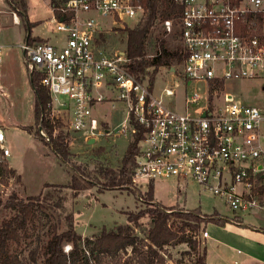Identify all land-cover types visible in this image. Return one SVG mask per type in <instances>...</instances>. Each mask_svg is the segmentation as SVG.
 <instances>
[{
  "label": "built area",
  "instance_id": "2783aa9c",
  "mask_svg": "<svg viewBox=\"0 0 264 264\" xmlns=\"http://www.w3.org/2000/svg\"><path fill=\"white\" fill-rule=\"evenodd\" d=\"M175 1L182 6L180 16L164 19L162 26L182 45L181 110L175 107L180 93L174 87L157 93L149 77L129 71L125 50L108 54L97 46L104 29L96 15L128 26L127 19L139 21L145 14L133 0H56L53 29L63 33L62 39H26L18 45L29 72L39 74L48 88L53 110L66 115L69 127L88 141L115 132L98 119L94 106L123 102L126 117L118 133L133 139L141 133L135 187L148 189L156 179L192 178L223 198L235 218L264 212V40L251 32L259 13L264 19V0ZM6 15L14 24L21 22L19 10L0 5V65ZM237 80H258L262 101H242L235 92ZM60 95L68 101L59 100ZM10 156L0 127L1 197L15 178Z\"/></svg>",
  "mask_w": 264,
  "mask_h": 264
},
{
  "label": "rangeland",
  "instance_id": "374dc122",
  "mask_svg": "<svg viewBox=\"0 0 264 264\" xmlns=\"http://www.w3.org/2000/svg\"><path fill=\"white\" fill-rule=\"evenodd\" d=\"M26 1L29 20L34 22L30 32L23 19L19 24H14L10 21V15H6L3 19L5 25L1 32L2 41L10 43V55L7 59L3 58L0 65V127L6 134L15 178L11 193L4 194L0 198L5 201L12 193L26 198L43 192L48 195L52 203L60 204L58 208L52 205L46 207L47 214H41L30 229L33 234L31 238L22 240L18 245L11 244L12 250L29 259L30 251L36 246V235L46 237L45 234L53 223L63 229L66 224V212H74L76 230L80 234L84 237L94 236L99 234L103 226L113 228L117 224L127 223L128 211L147 208L145 193L150 187L141 189L131 183L127 187L100 191L99 182H104L110 177L106 169L118 170L123 155L133 140L132 136L128 137L118 133L126 117V106L121 101L115 102V107L108 102L94 106V113L98 119L109 124L115 132L111 135L98 134L92 143H89L83 133L73 131L69 127L66 115L62 116L61 113L51 109V115L61 118L64 123L63 126L57 127L53 134L57 135L60 130L67 134L71 160L83 168L95 182L94 185L83 190L78 197L73 195L72 189L62 186L71 180L75 172L71 163L62 161L47 144L32 132L21 127V123L31 125L35 123V92L30 82V72L25 63L23 51L18 44L25 40L28 34L50 36L51 41H58L63 37V33L53 29L54 16L51 0ZM6 2L0 0V5L6 7L8 3ZM8 4L9 9H22L20 2L14 5ZM96 16L104 29L97 39V46L108 54L125 50L127 45L125 28L135 26L138 21L135 18H129L126 20L128 26L127 24L123 26L121 23L113 24L111 17ZM165 37L167 46L172 48L176 45V40L171 34H166ZM148 49L149 53L154 52V35H151L149 39ZM171 66L176 67V70H172ZM171 66H160L155 78L150 80L155 82L154 87L157 93L163 87H174L180 93L175 107L181 110L183 108L182 95L185 89L181 62L175 61ZM146 77L150 78V76ZM234 83L235 92L242 101L254 104L262 101L263 92L258 80H237ZM59 100L66 102L68 97L60 95ZM54 106L58 107L56 102ZM66 109L67 106L63 107L62 112ZM132 191H137L138 197ZM154 195L156 202H161L165 206L175 205V211L179 214L189 209H199L208 214L217 212L219 216L234 217V213L223 198L215 195L192 178L179 182L173 179H156ZM62 206L66 208V211ZM10 213L8 209L0 208V223ZM171 217L172 223L176 226L182 225L179 216ZM241 218V223L208 222L203 228L208 232L206 237H203L202 230L199 232L197 236L200 246L206 245L207 247V264H234L235 261L238 264H264V212L243 213ZM150 227L151 218L149 216L141 218L139 225L135 227V233L142 239L140 244L145 242ZM68 248L70 246L67 244L65 249ZM187 249L188 245L185 242L166 245L160 251L164 256L163 264H187L193 259L192 254L185 253ZM130 254L131 248L129 247L127 251L120 253L118 259L125 262L124 259L128 260L131 257ZM129 261L132 264H139L137 257ZM108 262L113 264L111 258L106 256L94 264H108Z\"/></svg>",
  "mask_w": 264,
  "mask_h": 264
},
{
  "label": "trees",
  "instance_id": "16d2710c",
  "mask_svg": "<svg viewBox=\"0 0 264 264\" xmlns=\"http://www.w3.org/2000/svg\"><path fill=\"white\" fill-rule=\"evenodd\" d=\"M9 3L20 2L21 19L26 22L28 32L34 22L28 17V4L26 0H6ZM140 3L145 8V14L141 20L133 27H126L127 45L126 55L129 59L126 64L129 71L138 78L150 76L155 78V74L160 66L170 67L175 61L183 59L182 45L176 42L174 47L167 46L166 31L162 26V21L167 18H177L180 16L182 6L175 0H133ZM53 4L56 0H51ZM258 22L252 27L251 32L264 40V19L258 14ZM154 35V52L149 53L148 42ZM173 39L177 38L173 35ZM27 38L31 36L28 34ZM149 68H153L150 70ZM41 76L30 72V82L35 92L34 118L35 123L22 126L32 132L43 143L47 144L62 161L71 163L74 168L71 180L62 185L70 188L73 195L78 197L83 190L94 185L83 168L71 160V152L67 140V134L63 130L54 135L57 127L63 126V121L59 117L51 115L52 97L47 87L41 83ZM41 130L50 137L47 140ZM139 132L129 143L118 170L107 168L110 175L104 182H99L100 191L104 189H118L127 187L132 183V176L136 166V156L139 151ZM13 173L14 169H10ZM54 185V184H53ZM57 187V185H54ZM138 197L137 191H132ZM148 207L137 211L127 212V223L117 224L113 228L103 226L99 234L94 236H83L76 230L74 212H66V224L63 229L57 224H51L46 232V237L36 235V246L33 248L28 259L20 256L19 252L11 249V244L21 243L22 240L32 237L31 227L36 223V219L42 214H47L46 207L52 205L54 208L60 207L59 203H52L46 193L26 198L19 197L12 193L3 201L0 198V208L11 211L10 215L0 223V264H94L103 257L111 258L113 264H132L129 259L137 257L139 264H163L164 256L160 253L163 247L169 244L185 242L188 249L185 253L193 255V259L187 264H207V247H201L198 234L206 227L208 222L223 224L225 222H240L242 218H228L215 213H204L199 209H189L179 214L175 211V205L165 206L161 202L155 201L154 184H150L149 190L145 193ZM177 206V205H176ZM64 211L66 208L62 206ZM170 210V211H169ZM178 213V214H177ZM179 216L182 225L176 226L172 223L171 216ZM149 216L151 227L147 232L145 242L140 244L142 239L135 233V227L139 225L140 219ZM206 230V229H204ZM189 231V232H187ZM70 248L65 249L66 245ZM131 248V257L125 262L118 258L121 252ZM108 264H111L108 262Z\"/></svg>",
  "mask_w": 264,
  "mask_h": 264
},
{
  "label": "crops",
  "instance_id": "0c3cea01",
  "mask_svg": "<svg viewBox=\"0 0 264 264\" xmlns=\"http://www.w3.org/2000/svg\"><path fill=\"white\" fill-rule=\"evenodd\" d=\"M5 2H6V0H5ZM7 3V2H6ZM9 3V2H8ZM7 3V5H6V7H4V8H8L9 7V4ZM51 4H52V2H51ZM9 9V8H8ZM53 11V10H52ZM53 16H54V13H53ZM5 25V24H4ZM54 28V27H53ZM31 36V38H30V40H51V38H50V36H47V37H45V36H37V35H35V36H33V35H30ZM26 39H28L27 37L25 38V40ZM3 42V41H2ZM4 44H5V47H4V59L6 58H8L9 57V55H10V51H9V47H10V43H6V42H3ZM35 119V118H34ZM24 125H30V124H24V123H21V127L22 126H24ZM11 156H10V164H11ZM11 166H12V168L14 169V167H13V165L11 164ZM15 170V169H14ZM14 173V172H13ZM154 184V183H153ZM256 213V212H255ZM241 218V217H240ZM242 222V220L240 221V222H238V223H241ZM236 223V222H235ZM204 231V230H203ZM202 231V232H203ZM203 237H205V236H203ZM234 264H235V262H234Z\"/></svg>",
  "mask_w": 264,
  "mask_h": 264
},
{
  "label": "water",
  "instance_id": "95a60500",
  "mask_svg": "<svg viewBox=\"0 0 264 264\" xmlns=\"http://www.w3.org/2000/svg\"><path fill=\"white\" fill-rule=\"evenodd\" d=\"M92 142H94V138H91V139L89 140V143H92Z\"/></svg>",
  "mask_w": 264,
  "mask_h": 264
}]
</instances>
